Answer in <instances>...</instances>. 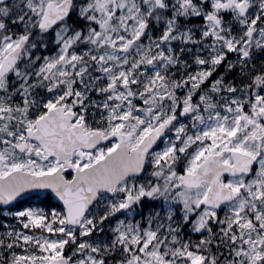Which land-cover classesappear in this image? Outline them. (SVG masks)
Segmentation results:
<instances>
[{"label":"snow or ice","instance_id":"6c2138e0","mask_svg":"<svg viewBox=\"0 0 264 264\" xmlns=\"http://www.w3.org/2000/svg\"><path fill=\"white\" fill-rule=\"evenodd\" d=\"M0 264H264V0H0Z\"/></svg>","mask_w":264,"mask_h":264}]
</instances>
